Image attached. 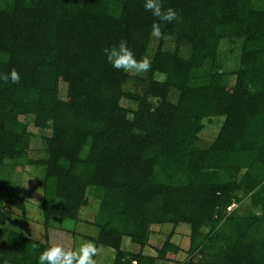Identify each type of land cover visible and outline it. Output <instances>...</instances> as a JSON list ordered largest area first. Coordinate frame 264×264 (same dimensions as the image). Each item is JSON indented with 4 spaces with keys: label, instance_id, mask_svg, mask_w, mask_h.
<instances>
[{
    "label": "trees",
    "instance_id": "16d2710c",
    "mask_svg": "<svg viewBox=\"0 0 264 264\" xmlns=\"http://www.w3.org/2000/svg\"><path fill=\"white\" fill-rule=\"evenodd\" d=\"M144 3L0 0V74L20 75L0 80V172L23 159L43 167L45 228L54 217L79 220L96 199L89 238L114 250L112 264L172 261V232L155 255L143 253L150 225L165 223L190 229L176 264H264V0H161L178 18L161 24L152 52L156 18ZM121 39L151 70L107 62L103 49ZM223 39L241 42L232 71L222 69ZM28 117L50 129L39 159H27ZM212 117L222 123L201 140ZM246 201L244 213L230 208ZM3 204L25 215L24 196L0 178ZM48 246L0 221V264H38Z\"/></svg>",
    "mask_w": 264,
    "mask_h": 264
},
{
    "label": "rangeland",
    "instance_id": "374dc122",
    "mask_svg": "<svg viewBox=\"0 0 264 264\" xmlns=\"http://www.w3.org/2000/svg\"><path fill=\"white\" fill-rule=\"evenodd\" d=\"M158 38H152L150 43V52L156 46ZM167 43L169 41L167 40ZM241 42H229L223 39L220 43L219 56L223 63V70L232 71L237 67V57ZM232 49V50H231ZM233 51V52H229ZM65 84H59V96L64 98ZM126 105V101H122ZM32 118L25 119L27 122V129L31 133L30 146L27 153V159H39L45 156L43 137L50 133V129L36 128L32 123ZM222 117L204 118L202 120V129L200 131V139L210 141L214 138L220 124ZM18 166L14 170L7 169L0 172V178L11 183L18 192H20L26 202V212L23 216L20 210L3 204L0 209V221L7 224L8 227L13 228L25 236L44 242H60L66 246H71L73 249L77 248L81 241L90 240L89 237H94L97 234L98 227L90 223L97 212V200L89 196L88 205L83 207L80 212L79 220H72L63 217H54L51 219L48 228L43 226V217L41 215L40 203L42 199V183H43V167L30 165L25 160H18ZM39 189V191H38ZM243 206H236L232 204L230 208L238 207V211L244 213L248 208L247 201ZM229 208V209H230ZM149 239L147 245L143 248L144 254L155 255V249L161 245L166 236L172 232L171 241L179 247L175 253L172 261L167 264H176V261H181L186 257V250L189 245L190 229L187 224L180 223L172 226L169 223L154 224L149 227ZM94 242V241H93ZM95 243V242H94ZM98 248V255L94 259L100 264H112L114 258V250L103 246L96 245ZM122 247L133 251L137 250L138 246L132 244L128 238H123ZM172 256V257H173Z\"/></svg>",
    "mask_w": 264,
    "mask_h": 264
},
{
    "label": "clouds",
    "instance_id": "9594fccd",
    "mask_svg": "<svg viewBox=\"0 0 264 264\" xmlns=\"http://www.w3.org/2000/svg\"><path fill=\"white\" fill-rule=\"evenodd\" d=\"M144 8L156 18L151 25V34L156 38L163 36L162 23H172L178 18L176 10L172 7L164 8L161 0H145ZM103 53L107 62L117 70H123L133 75H140L151 70L150 58L143 56L137 59L125 39H121L118 44L105 47ZM0 80L11 81L15 84L19 83L20 75L13 68L9 73L0 74ZM97 255L98 248L90 240L81 241L75 249L60 242H50L49 246L39 255L38 264H97L94 259Z\"/></svg>",
    "mask_w": 264,
    "mask_h": 264
}]
</instances>
